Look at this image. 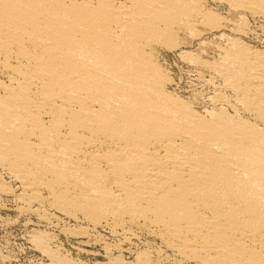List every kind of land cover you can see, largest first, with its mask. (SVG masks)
I'll return each mask as SVG.
<instances>
[{"label": "bare ground", "instance_id": "6f19581e", "mask_svg": "<svg viewBox=\"0 0 264 264\" xmlns=\"http://www.w3.org/2000/svg\"><path fill=\"white\" fill-rule=\"evenodd\" d=\"M246 14L264 28V0H0V207L79 244L110 236L109 264H152L143 232L185 261L264 264V49ZM162 46L212 91L175 86ZM35 231L38 264H86Z\"/></svg>", "mask_w": 264, "mask_h": 264}, {"label": "rangeland", "instance_id": "374dc122", "mask_svg": "<svg viewBox=\"0 0 264 264\" xmlns=\"http://www.w3.org/2000/svg\"><path fill=\"white\" fill-rule=\"evenodd\" d=\"M205 2L207 4L214 5L215 3H218V0H205ZM220 10L223 15H227V14L230 15V13L226 12L227 11L226 8H223ZM246 19H247V21L245 20L246 24H248L246 25V29L247 31H250V32L248 33V36L244 34L242 36L246 38L247 40H249L251 44L257 45V47L264 49V28L263 26L260 24V21L257 18L253 17L250 14H246ZM202 24H204V22L200 24L198 23L196 28L200 30V33L202 32L201 35L203 36L209 35L207 32L208 28L206 27V24L204 25ZM192 37L187 35L184 37L183 41H186L184 43L185 47L189 50L193 58H195V56L197 55H198L197 57L202 56L201 58H205L209 60H213L216 57H218L217 49H215L213 45H208V46L199 45L196 42L197 41L196 39L195 40L193 39L194 41L191 40ZM158 49L161 50L162 55H164V57L166 58V61H168V66L170 65L169 68H171L172 76L173 78H175L174 79L175 86L184 90L185 93H188L191 89L195 87L197 89L202 88L203 89L202 91H205L206 93H209L212 91L211 87L202 85L205 82L204 78L209 77V74L207 71H205L200 66L199 63L196 62L197 59L191 58L192 61L190 62L192 63H189L187 59L190 60V57L186 59L185 58L186 56L179 54V50L177 47L175 48L171 47V49H169L167 46H162ZM181 56L184 57V59ZM193 65H196V66H193ZM201 68L203 69L204 72L198 71V70H202ZM5 200L3 201L4 205L0 207V264H38L41 258L42 260L44 259L43 261L48 260L46 257L40 255L39 251L35 248L34 244L30 241V237H31L30 235H32L34 233L33 231L35 230L36 231L45 230V231H48V232H51L57 235V237L61 240L64 247L72 250V255L74 257H77L76 260H79V259L83 260L86 262V264H98V263L99 264L101 263L109 264V262L107 263L108 256L105 255L104 247L106 243L113 242L114 239L111 238L110 236L104 237L101 239L99 238L94 239L93 237L92 238L90 237L91 238L90 241L79 244L77 243L76 239H73L69 236L67 237V235L64 234V231L63 230L61 231L62 229L61 227H63V224L59 226H48L45 223V221L39 220V218H37L36 215L29 216L27 214H20L13 207L12 202L10 200H8L7 198H5ZM99 231H102L103 232L102 234L106 235V233L102 229ZM143 237L148 238L147 240L149 241L150 244L146 242L145 245L139 244V246H141V248L143 246V248H145L146 250L148 249L147 251L151 254L150 257H151L152 264H155V263H158V264H194V263L198 264L197 262H194L193 260L185 261L184 259H180L178 255H176L170 249V247L166 246L165 244L163 245V242H160V239L158 238L153 239V236L148 233L146 235V233L143 232ZM97 240H99L100 242H96ZM125 255L128 256V253L126 251H125ZM129 257L133 258L131 256Z\"/></svg>", "mask_w": 264, "mask_h": 264}]
</instances>
